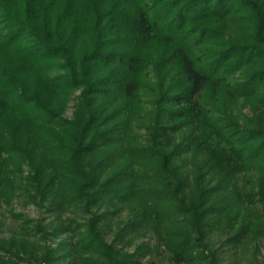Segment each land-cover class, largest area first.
Returning <instances> with one entry per match:
<instances>
[{
	"label": "trees",
	"instance_id": "16d2710c",
	"mask_svg": "<svg viewBox=\"0 0 264 264\" xmlns=\"http://www.w3.org/2000/svg\"><path fill=\"white\" fill-rule=\"evenodd\" d=\"M24 179L58 219L92 217L39 227L70 233L59 248L0 240V264H221L217 231L247 255L264 239V0H0V207Z\"/></svg>",
	"mask_w": 264,
	"mask_h": 264
},
{
	"label": "rangeland",
	"instance_id": "374dc122",
	"mask_svg": "<svg viewBox=\"0 0 264 264\" xmlns=\"http://www.w3.org/2000/svg\"><path fill=\"white\" fill-rule=\"evenodd\" d=\"M82 90H78L73 95L72 100L69 103L68 110L65 113V117L68 119L73 118L74 112L76 111L77 96L81 94ZM252 108L248 107L245 112L250 117L253 116ZM144 132V131H143ZM27 168H25V177L28 175ZM23 189L17 192V198L11 205H3L0 207V240L12 238H25L31 242H40L41 246L47 244L53 248H59V243L65 241H72L70 233L63 234L59 237L52 238L50 236H43L39 233V227H45L48 231H51L54 225H57L70 218H75L78 222H85L89 220L92 215H83L80 212L75 214L74 212H65L59 216L50 209L48 202L42 201L41 197L35 193L34 187L28 184V181L24 179ZM243 192L246 191L244 186H241ZM28 190V191H27ZM96 212V209H93ZM129 219V212L122 210L119 214L114 217V227L124 226L126 221ZM232 231L222 233L220 231L213 232L209 236L208 246L211 250L215 251L221 259V264H248L247 259L254 254L257 247V264H264V239L260 240L257 246H252L250 252L247 255H243V250L238 249L236 251H229L226 246L227 239L231 236ZM46 238L47 242H45ZM107 239L109 242L113 240V235H108ZM156 238L149 234L146 237L138 238L133 246L129 250L134 251L137 246L141 243H149L154 247L156 244ZM58 254L63 255L64 252L59 251ZM209 252L205 251V255ZM154 260L158 264H173L170 259L168 252H164L162 257H159L154 249L151 253H148L146 261ZM62 262H66L62 261ZM21 264H30L28 262H21ZM206 264V263H205Z\"/></svg>",
	"mask_w": 264,
	"mask_h": 264
}]
</instances>
